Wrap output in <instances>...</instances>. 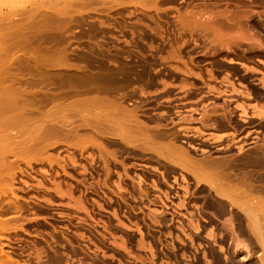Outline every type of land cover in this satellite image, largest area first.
<instances>
[{
	"label": "rangeland",
	"instance_id": "374dc122",
	"mask_svg": "<svg viewBox=\"0 0 264 264\" xmlns=\"http://www.w3.org/2000/svg\"><path fill=\"white\" fill-rule=\"evenodd\" d=\"M20 2L21 0H12L13 6L21 5ZM178 2L165 5L167 10L163 8L164 12L153 14L154 11H152L150 14L152 17L154 16L151 18L153 20L148 19L147 14L149 13L142 12V14L141 11H138V6H131L128 9H136L134 11L139 13L135 12V14L132 11L131 14L134 16L129 14L130 17L129 15L121 17L123 19L114 17L116 14L113 13L107 17L96 14L94 17L96 16L98 20H83L72 24L70 29L63 31L65 33L61 34V39L58 38L60 42L58 39L54 42L49 40L45 42L53 44L52 47H49L52 50L49 48L43 50L42 48L39 52L42 57L53 58L54 66L51 64L52 67L57 66L56 68L61 72L71 70V72L65 73V78L68 79L66 83L69 82V79L72 82V77L78 76L72 71L84 70L85 65L91 69L132 76L130 86L137 85L134 87L135 94L133 93L131 98L126 99V103L129 108H135L139 116L141 114L148 117L149 124L157 123V126L159 124L163 126L165 124L164 127L168 125L165 121L169 117L162 111L166 109L163 104L169 102L162 99L171 90L176 89L167 87L174 82L167 81L172 75H175L174 70L181 69L185 74H192L193 72L188 66L202 64L199 69L200 74H197L201 77L200 83H213L215 86H211L209 91L217 95L218 101L221 97L240 96L228 93L234 88L236 91L232 92L244 93L240 90H244V87L235 83L231 84L233 87L228 86L231 77L227 75H224L225 78H220V81H216L220 72H215V76L212 69L214 67L239 73L241 72L240 67L243 66L248 70L250 76H260V84L264 86V0H179ZM6 5L7 2H4L0 6ZM169 7L171 8L168 9ZM185 7L190 8L192 13L196 10L195 13L201 16H203L202 11L204 15L210 13V16L213 17H211L213 19L211 23L214 25L213 27H216L218 33L211 34L212 31H210L204 36L203 33H192L187 29V32H185L186 30L183 33L179 31L182 27H179L178 22L174 23V20L177 18L178 9L180 11L178 14L189 11ZM197 7H202V10ZM203 7L207 9H203ZM126 12L128 11L126 10ZM172 14L175 16H171ZM101 18L104 25L98 24ZM134 19L140 24L134 23ZM142 20L144 25L141 23ZM86 22L87 24H85ZM154 25L157 34L159 31L164 36L161 35V38L160 34L156 36V32L151 30ZM177 26L179 29L176 28ZM150 30L152 33L149 32ZM163 30L164 32H162ZM170 30L175 33L174 39ZM221 31L223 35L219 33ZM185 38H187L186 41ZM207 38L213 45L207 42ZM196 42L199 45H196ZM167 43L172 44L171 48ZM173 45L178 47V52L173 49H176ZM255 45H258L257 48ZM169 49L174 50L177 53L174 54L177 56H173V52L171 51V53ZM140 51L145 55L142 56ZM158 52L162 57L165 54L163 60L166 56V61L162 60ZM167 52L172 55L173 59L170 58L171 56H167L169 54ZM182 54L184 55L182 56ZM60 55H66L68 59L62 56L60 62H55ZM109 60H112V64H108ZM175 66L176 68L178 66L179 69H175ZM156 68L158 69L155 71ZM256 69L258 70L256 71ZM204 70L207 73H204ZM164 71L171 72V76H165ZM206 76L211 79H206ZM156 79H162L159 81L165 87L159 84ZM235 81L242 82V79L239 78ZM139 84L144 86L141 90ZM138 85L140 87L137 88ZM184 85L187 84L184 83L180 87L184 88ZM79 87H84V82L79 84ZM248 93L246 94L250 95L249 90ZM138 106L141 107L138 108ZM263 112L261 109L255 111L256 115L263 114ZM162 125L160 126L162 127ZM161 129L164 143H159L164 145L166 140H169L170 144L174 141L172 144L177 146L173 135H169L168 138L165 135L166 131L173 128ZM80 135H82L80 140H72L69 144H64L59 140L55 145L47 148L44 155L47 154L49 160L34 161L28 158L29 164L26 159L17 160L18 165L15 164L16 173L13 174L14 176H6L3 179L6 180V184L3 191H0V249L5 256H9V259L3 257L2 254L0 264H207L208 262H210L208 264H217L216 255L225 256L226 245L220 244V240H218L217 225L224 224L223 226L226 225L228 228V224L224 218L220 221L215 217V208L210 205L211 202H208L211 201L213 195L207 196L206 187L208 191L209 188L206 184L200 182L199 185L191 174L181 171L178 166H171V163L166 167L169 165L167 161L164 160V162L162 157L159 155L158 157L154 152H147L148 150L144 148L142 150H146L145 153L140 150L141 147L135 149L136 146H129L126 150L127 146L120 144L116 146L119 148L117 150L116 147L105 143L108 141L106 138H104L106 140L102 138L104 140L101 139L102 142L109 149L104 144L103 147L107 150H104L105 153H98L99 148L97 150L96 146V149L91 145L86 148L82 147L84 146V134ZM168 142L167 145H169ZM122 149L124 150L122 151ZM92 151L93 153H91ZM251 152L247 154L249 155ZM98 154H102L103 158L110 160L107 162L104 159V162L102 156H100L101 159H97L99 158ZM105 154L108 156H104ZM247 154H232V156L235 160L239 158L244 160ZM191 155L201 159L215 154ZM210 159L213 158L210 157ZM213 160L217 161L218 159ZM179 172H182L183 175ZM202 185H206L205 188ZM202 188L204 192H202ZM212 207L213 209H211ZM210 228H214L213 230H216L217 233H214ZM210 232L217 235L218 239ZM237 237L235 239H238ZM240 240L246 243L242 238ZM209 258L214 261L212 260V262ZM3 259L4 263H2Z\"/></svg>",
	"mask_w": 264,
	"mask_h": 264
},
{
	"label": "bare ground",
	"instance_id": "6f19581e",
	"mask_svg": "<svg viewBox=\"0 0 264 264\" xmlns=\"http://www.w3.org/2000/svg\"><path fill=\"white\" fill-rule=\"evenodd\" d=\"M178 1L177 0H37V1L21 0L20 2L21 5L17 4L18 6H15V5L13 6L12 0H0L1 2L0 5H2V3L4 2H7L6 6L4 7L0 6V191H3V188L5 187V184H6V180H3V179L6 176L13 177L14 176L13 174L16 173V165H18L17 160L26 159V162L29 164L30 160L28 158H31L34 161H41V160L43 161L45 159H48L46 156L47 154L44 155V152L46 153L47 148L55 145L59 140L63 141L64 144H69V142H71L72 140H80L82 138V135L80 134H84V146L82 147L86 148L88 147V145H91L92 147L96 146L97 150L99 148L98 153L100 152L105 153L104 151L106 149L105 147L109 149V147L105 143H108V145H112L113 147L119 146L120 144H124L125 146H127L125 148L126 150H128L129 146L130 147L136 146V148L134 147L135 149L141 147L140 150L142 152L148 150L147 152L151 151V152H154V154L156 153L157 156L159 155L160 157H162L163 161L165 160L169 164V165H166L167 163H163L166 165V167L170 166V163H171V166H174V167L178 166L181 169V171H186L187 173L191 174L195 178L196 183L199 184L200 182H202L208 186L209 191L207 190V187H206V191L208 194L207 196L210 197V195L211 196L213 195L211 201H208V202L209 203L211 202L210 205L215 208V217H217V219H220V221L222 218H224L228 224L227 225L228 228H226V225L224 227L223 226L224 224L223 225L215 224L217 225V232L219 233L218 234L219 239L217 238V235L215 236V234H212L213 232L215 233L216 230L214 231L213 230L214 228L212 229L210 228V230H213V232L212 233L210 232V233L214 235L218 240H220L219 241L220 244L222 243V245L223 244L226 245V252L223 251L225 252V256L222 257L216 253L217 254L216 258L214 257L217 261V264H264V150L263 149L261 148H259L260 150L252 149L253 151L252 152L250 151L251 153L249 155L246 153L247 157L243 160V163H242L243 167L239 168L238 166L239 169H235L232 167L231 170H228L229 167L228 169H226L227 167L226 164L224 165V163H221L220 160L215 161L213 159H210V157H207V155H206L207 158H203V157L201 159L195 158L194 156L191 155V153L188 152V150L186 151L185 148L183 149L179 145L176 146V144H172L174 143V141L173 142L171 141L172 143L170 144L168 142L169 140H166L169 143V145H167V142L166 144L163 145L159 142L164 143V139L162 138L163 132L161 131L162 130L161 128L165 129L164 127L165 124L164 126L162 124H159L157 126L156 125L157 123L149 124L150 121L148 122L149 120L148 117L142 116L141 114L139 116L135 108L134 109L129 108L128 104L126 103L127 101L126 99L131 98L133 93L135 94L134 87H136L137 84L136 85L132 84L135 86H130L131 79H133L132 76H129L127 74L124 75L122 73L102 71L99 69H91V68H87L86 65L84 64L85 65L84 70L78 68L79 70L72 71L78 74V76L75 78L72 77L73 81L71 82L69 79V82L66 83V80L68 79L65 78V75H66L65 73L71 72V70L61 72L60 69L56 68L57 66L52 67L54 66L53 58L50 57L52 59L51 60L50 58L42 57L41 53L39 52V50L42 48L44 50V48L52 47L53 45L52 43L47 44L45 42H47L48 40L50 42L51 41L54 42V40L58 39L60 36L62 37L61 34L65 33L63 31L67 30L68 28L70 29V27L74 23H77L83 20L93 21L94 19H97L96 16L94 17V15L96 14L105 15L107 17L113 13L114 15L116 14V16L114 17H118V18L128 16L129 14L134 16V14H131V13H133L132 11L136 9L133 10V9H128V8L131 6L133 7L138 6L139 7L138 11H141V13L145 12V14L149 13L147 14L148 19L153 20L151 18H153L154 16L152 17V14H150L152 11H154L152 12L153 14L164 12V9L167 10L165 5L167 4L171 5L176 2L179 3ZM187 3L189 2L187 1ZM201 4L203 5V3ZM197 5H194V6L196 7ZM170 8L171 7H169L168 9ZM185 8L189 11L185 9L187 12L183 14L181 13L178 14L180 12L178 11L179 10L178 9L177 10L178 13L176 14L177 18L175 17L176 20H174V23L176 21L178 22L177 24H179V27L180 28L182 27L181 30L179 29L178 26L176 27L177 29H179V31L183 33L184 30L187 29L188 32H192V33L198 32V34L203 33V35L204 34L207 35L206 33L208 32L210 33V31H212L211 34L218 33L216 27H213L214 25H212L211 23L213 20L212 19L213 17L210 16V13H208L207 15L206 14L207 12H206L205 13L206 15H204L203 14L204 12L200 11L203 15L201 16L198 13L197 14L195 13L196 12L195 8H194L195 12L193 13L190 12V8L189 9L187 7ZM198 8L199 7H197V9ZM200 8L199 10H202V7ZM205 8L203 7V9ZM126 10L128 12H126ZM174 11H175V8H174ZM206 11H209V10H206ZM135 12L137 11H134V13ZM233 12H236V11H233ZM171 16H175V15L172 14ZM139 19H141V17ZM158 19L160 20L161 18H158ZM116 21H120V20H116ZM155 22H157V20H155ZM134 23H137L138 25L140 24V22L138 23V21L136 22V20L134 21ZM141 23L142 24L144 23L143 20L141 21ZM85 24H87V22ZM98 24L104 25L102 18L99 19ZM147 25H148V22H147ZM155 25H154V28L151 26L152 27L151 30L153 32H156ZM158 28H157V31H158ZM161 29H162V26H161ZM151 30L149 32H151ZM164 30L162 32H164ZM187 30L185 32H187ZM170 32H172V30H170ZM219 33L221 34L223 32L221 31ZM158 34H160L159 31H158ZM158 34L156 36H159ZM174 34L175 33H173L172 36ZM188 34H191V33H188ZM161 35H163V33L160 34V38H161ZM166 38H169V37L166 36ZM173 39H174V36H173ZM186 39L187 38H185V41ZM210 39H211V36H210ZM163 41L165 42L166 40H163ZM209 41L207 38L208 43ZM168 43H171V42H168ZM209 44H212V43H209ZM171 45L168 47L171 48ZM175 47L176 49L173 47L172 48L174 50H177L178 47L177 46ZM154 48L156 49V47ZM49 49L52 50V48H49ZM174 50L173 51L172 49L170 50V52L171 51L173 52V56L177 54L175 53ZM138 51L139 50L137 49V52ZM178 51L179 50H177V52ZM158 53L159 55H161L160 52ZM143 54L141 53L142 56ZM169 54L167 56L169 57L171 56L170 58L173 59L172 55L171 54L169 55ZM62 56L63 55H60L59 58L55 60V62H60L62 60ZM63 57L67 58L66 55H64ZM159 57L157 58L159 59ZM163 57H162V60H163ZM179 58L181 57L179 56ZM165 59H167L166 56L164 60ZM50 61L51 63L49 64ZM109 61L110 62L108 64H110L112 60H109ZM116 64L115 66H117ZM174 68L179 69L178 66L177 68L176 66ZM157 69L158 68H156L155 71ZM257 70L258 69H256V71ZM223 78H225V76ZM159 80H162V79H158L157 82ZM83 82H84V87H79V84ZM159 84H161V81H159ZM139 85L137 86V88L140 87ZM142 85H141L140 90L144 87V86L142 87ZM233 90H235V88ZM142 92H145V91H142ZM247 94L249 93L247 92ZM140 107L138 106V108ZM260 117H261V114H260ZM160 125H162V127ZM165 133H167L169 136L170 133L172 132L170 133L165 132ZM168 136L166 137L168 138ZM102 138L103 139L106 138L108 141L103 143ZM173 139L175 140L174 136H173ZM104 144H105V147H103ZM96 147L94 149H96ZM142 148L146 150L144 149L142 150ZM116 149L118 150L119 148L116 147ZM123 150L124 149H122V151ZM107 152L106 154H108ZM91 153H93V151ZM106 154L104 156H106ZM110 154L112 153L110 152ZM98 155H99V158L97 159L103 158L102 154L101 155L98 154ZM100 156L102 157L100 158ZM156 157L155 159L157 161L158 159ZM104 159L107 160L105 157L102 160L104 161ZM229 159L230 158H228V160ZM109 160H107V162ZM228 160L226 159L225 161H228ZM221 164H223L225 167H223V165ZM232 164L233 162L231 163V165ZM171 168L173 169V167ZM206 185H202V186H204L205 188ZM202 192H204V189ZM203 197H206V196L203 195ZM206 198L209 199L208 197ZM203 204H206V203H203ZM213 207L211 209H213ZM203 217H204V214H203ZM207 217L208 216H206V218ZM204 221L206 222V219ZM191 226L193 227V225ZM203 228L205 229V227ZM206 234L208 236V233ZM235 236L236 237L238 236L237 237L238 239H235L236 238ZM239 237L240 239L242 238L247 243V245H245L246 243L241 242ZM211 242L213 243V241ZM0 250H1L0 259H2L1 255L3 254V251L2 249ZM4 256L5 255L3 254V257ZM8 257L5 256V258H8ZM4 259L2 263H4L5 260H8L9 258L5 260ZM210 260L214 261V259L212 258ZM205 262H207V260Z\"/></svg>",
	"mask_w": 264,
	"mask_h": 264
},
{
	"label": "flooded vegetation",
	"instance_id": "af4514ba",
	"mask_svg": "<svg viewBox=\"0 0 264 264\" xmlns=\"http://www.w3.org/2000/svg\"><path fill=\"white\" fill-rule=\"evenodd\" d=\"M196 45H199V43L196 42ZM201 65L188 66L193 72L192 74H185L182 70H174L175 75L171 76V72L164 71L165 76H171L167 81H174L173 84L167 87L176 88L170 91L171 94H167L162 99L169 102L163 104L166 109L162 112L169 117L166 120L168 127L165 128L167 130L173 128L166 132H172L170 135L176 134H173V136L177 144L191 154H215L210 157L217 158L218 161L220 160L221 163L226 164V169L228 167V170H231L232 167L239 169L243 167V159L233 160L232 154H246L259 148L264 150V112L261 114L262 118L260 114H255L256 109L262 108L261 110L264 111V86L259 82L261 77L250 76L248 70L243 66L240 67L241 72L239 73L232 70L226 71L218 67L212 68L214 75L215 72H220L216 81H220V78L227 75L231 77L228 86L232 87L231 84L235 83L244 87V90L240 89L244 91V93L241 92L242 94L232 91L228 93L240 96L221 97L218 101L216 94L209 91L210 87L215 85L213 83H200L201 77L197 74H200ZM204 73H207L206 70H204ZM205 78L211 79L208 76ZM239 78L242 79V82H234ZM184 82L187 85L181 88L180 86ZM248 90L250 95L246 94ZM228 158L230 159L228 160ZM226 159L228 161H225ZM232 162L234 165H231ZM224 165L223 167H225ZM179 173L181 174V172Z\"/></svg>",
	"mask_w": 264,
	"mask_h": 264
}]
</instances>
